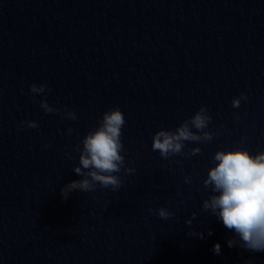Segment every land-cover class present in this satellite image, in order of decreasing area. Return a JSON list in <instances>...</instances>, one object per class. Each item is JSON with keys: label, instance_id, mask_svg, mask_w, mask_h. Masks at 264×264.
Listing matches in <instances>:
<instances>
[{"label": "clouds", "instance_id": "clouds-1", "mask_svg": "<svg viewBox=\"0 0 264 264\" xmlns=\"http://www.w3.org/2000/svg\"><path fill=\"white\" fill-rule=\"evenodd\" d=\"M33 94H44L50 91L44 83L30 85ZM35 100V95L32 97ZM248 97L241 93L231 100L234 109L240 107L241 101ZM45 114L58 113L60 109L52 107L46 99L39 101ZM64 118L76 121L75 111L64 109ZM235 121L240 120L238 113L233 114ZM212 116L205 106H201L191 117L185 119L174 130L160 129L152 135L151 149L159 152L160 157L169 159L179 156L191 159L202 152L200 147L186 150V142L206 144L220 134L209 130ZM125 115L119 107H113L102 114L97 126L90 130L76 145L74 150L79 153L78 165L74 173L82 177L61 188L62 198L67 199L73 191L91 192L97 186L116 191L123 186L121 171L125 175L135 173V169L125 163L126 151L122 142ZM20 124L25 128L37 129L36 121L25 120ZM224 126L221 125V128ZM74 129L68 128L69 135ZM240 142H238L239 144ZM50 148V144H44ZM71 158V157H70ZM214 166L207 170L203 186L210 189L211 195L203 201L202 208L218 217L224 227L235 233L238 241L230 238L228 247L239 246L251 252H264V150L252 154L243 146H234L231 150H217L213 157ZM177 160L175 163H180ZM184 182L191 183V178L185 176ZM153 209L149 208V212ZM159 218L167 220L175 215L166 207L155 210ZM195 217V213L192 214ZM191 220L186 221L190 225ZM209 230L208 235H211ZM203 238V233H189ZM221 246L213 247L215 254H220Z\"/></svg>", "mask_w": 264, "mask_h": 264}]
</instances>
